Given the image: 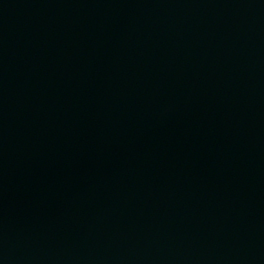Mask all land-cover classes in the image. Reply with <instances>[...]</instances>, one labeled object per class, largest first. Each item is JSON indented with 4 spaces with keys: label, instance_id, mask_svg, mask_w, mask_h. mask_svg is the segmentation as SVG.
<instances>
[{
    "label": "water",
    "instance_id": "1",
    "mask_svg": "<svg viewBox=\"0 0 264 264\" xmlns=\"http://www.w3.org/2000/svg\"><path fill=\"white\" fill-rule=\"evenodd\" d=\"M219 264H264V179Z\"/></svg>",
    "mask_w": 264,
    "mask_h": 264
}]
</instances>
